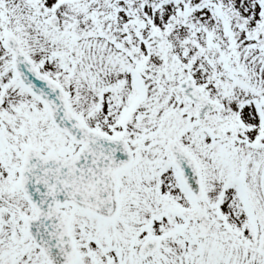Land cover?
I'll list each match as a JSON object with an SVG mask.
<instances>
[{
  "label": "snow or ice",
  "instance_id": "obj_1",
  "mask_svg": "<svg viewBox=\"0 0 264 264\" xmlns=\"http://www.w3.org/2000/svg\"><path fill=\"white\" fill-rule=\"evenodd\" d=\"M0 264H264V0H0Z\"/></svg>",
  "mask_w": 264,
  "mask_h": 264
}]
</instances>
